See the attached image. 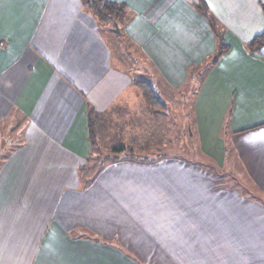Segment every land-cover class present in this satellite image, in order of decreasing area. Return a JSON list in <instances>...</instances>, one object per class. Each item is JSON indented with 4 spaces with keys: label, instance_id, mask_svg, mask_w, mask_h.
Here are the masks:
<instances>
[{
    "label": "crops",
    "instance_id": "1",
    "mask_svg": "<svg viewBox=\"0 0 264 264\" xmlns=\"http://www.w3.org/2000/svg\"><path fill=\"white\" fill-rule=\"evenodd\" d=\"M107 1L126 6L120 34L83 0H0V127L21 137L0 150V264H264V202L212 181L220 170L147 152L88 168L90 111L97 143L104 122L137 117L121 144L142 149L163 113L133 80L168 107L214 54L204 3L230 50L199 78V144L220 169L230 139L264 193V50L246 49L264 0Z\"/></svg>",
    "mask_w": 264,
    "mask_h": 264
},
{
    "label": "rangeland",
    "instance_id": "2",
    "mask_svg": "<svg viewBox=\"0 0 264 264\" xmlns=\"http://www.w3.org/2000/svg\"><path fill=\"white\" fill-rule=\"evenodd\" d=\"M123 27L124 25H122L121 28L123 29ZM126 48V50L130 52V55L138 58V55L136 56L133 53V47L127 44ZM205 71V64L202 67L196 68L195 71H191L192 76H190L188 83L185 84L183 89L175 93L176 97H173L172 104L170 103L171 105H168L167 109L162 112V115L159 114L157 116L158 121L154 123V116H151L154 118H152V120H149L150 116L148 117V127L144 131L145 133H143V136L147 139L146 145H144L142 149H138L137 146H127V152L129 154L130 149L133 148L132 153L147 152V154L158 156L172 154L174 156L186 158L194 163L202 162L207 167H212L217 171L220 170L219 173L222 176V180H219L216 173L217 177L215 175L216 178L212 176V181L217 183H224L225 181L227 187L237 188L241 190L244 195H255L258 201L264 202V193L257 187L255 181L248 175L242 163L238 160L239 157L232 147L230 139H227V161L224 167L218 169L217 165L202 153L196 133V117L193 101L194 96L195 99L197 98L199 91L198 84L201 80L199 79L200 76L208 72ZM193 75H195L194 81L192 78ZM164 100L169 102L171 99L164 97ZM116 118L117 120L114 121L112 125L108 123V121L104 122L97 133L100 137L97 143L98 155L95 156L88 166L91 173H95L97 170L99 171L103 166L111 163V160L115 158L121 159L123 157V155L114 153L113 148L120 145L128 136V130L126 131V128L123 129L125 126L137 125L140 122L137 117H128L126 114L122 113ZM16 125L17 123L15 121H9L8 124L0 127L1 153H6L7 150L11 151L21 141V137L18 136L20 135L19 133H11L12 128ZM126 140L128 139L126 138ZM243 263L246 264L245 262Z\"/></svg>",
    "mask_w": 264,
    "mask_h": 264
},
{
    "label": "trees",
    "instance_id": "3",
    "mask_svg": "<svg viewBox=\"0 0 264 264\" xmlns=\"http://www.w3.org/2000/svg\"><path fill=\"white\" fill-rule=\"evenodd\" d=\"M83 2L87 5V7L91 10V12L105 25L109 24H119V21L125 18V10L126 6L124 4H120L117 2L107 1V0H83ZM198 10L204 17L208 20L211 31L216 37L217 40V49L212 56L206 60V71L210 70V68L216 66L218 62L222 59L224 55H226L230 46L225 41L224 33L221 31V28L214 19V17L209 13L207 6L203 3L198 6ZM264 11V6H263ZM246 49L249 52H257L262 53L264 50V32L255 36L251 41L246 44ZM133 84L140 90L144 99L150 108H152L155 112H164L167 109L166 103L161 99L158 94L157 89L154 84L147 80L145 77H136L133 80ZM89 127H90V136H91V154L89 157L90 163L97 156L98 146L96 142V135L94 130L95 125V115L93 111H90L89 115ZM128 148L120 144L113 148V152L116 154L128 153ZM132 148L130 149L129 154L132 156Z\"/></svg>",
    "mask_w": 264,
    "mask_h": 264
},
{
    "label": "water",
    "instance_id": "4",
    "mask_svg": "<svg viewBox=\"0 0 264 264\" xmlns=\"http://www.w3.org/2000/svg\"><path fill=\"white\" fill-rule=\"evenodd\" d=\"M114 30L116 31V33L120 34V29L117 24H115Z\"/></svg>",
    "mask_w": 264,
    "mask_h": 264
}]
</instances>
